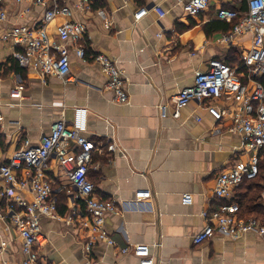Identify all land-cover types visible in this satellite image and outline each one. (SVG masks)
<instances>
[{
  "label": "crops",
  "instance_id": "crops-1",
  "mask_svg": "<svg viewBox=\"0 0 264 264\" xmlns=\"http://www.w3.org/2000/svg\"><path fill=\"white\" fill-rule=\"evenodd\" d=\"M185 1L93 0L89 10H73L71 18L87 26L86 55L102 53L121 70L126 103L114 101L97 63L82 61L71 51L69 81L54 75L43 80L38 70L20 66L12 57L11 42L0 40V163L26 141L37 143L55 121L65 120L96 145L88 171L95 193L118 204V210L104 220L105 232L115 245L98 242L86 250L84 229L75 217L69 218L76 207L83 214V205L79 200L71 202L67 192L73 188L52 160L47 173L60 217L41 218L47 238L39 249L43 259L54 264H138L139 257L132 250L122 253L120 248L144 244L150 247L154 264H264V238L257 232L236 239L215 234L200 244L192 240L204 223L201 212L220 201L213 194L215 175L246 159L241 134L231 129L228 118L241 101L227 94L213 100L223 114L219 121L197 100L182 108L177 118L170 113L161 117L158 105L169 103L177 91L191 85L194 72L206 69L212 58L239 66L252 36L248 33L222 42L228 30L216 23L218 8L244 12L245 1L209 0L208 8L195 16L184 13ZM25 6L7 3L0 34L13 23L41 21L42 6L32 5L23 13ZM142 7L146 13L135 20ZM98 9L104 10L105 19ZM63 19L46 25L50 40ZM210 22L207 33L204 25ZM225 22L232 26L234 21ZM112 143L115 149L108 151ZM262 150L260 175L239 185L230 201L240 205L242 216L264 224ZM138 190H149L151 195L136 200ZM183 194L192 196L190 205L182 204ZM0 245L4 247L0 264H21L20 238L7 219L0 220Z\"/></svg>",
  "mask_w": 264,
  "mask_h": 264
},
{
  "label": "built area",
  "instance_id": "built-area-1",
  "mask_svg": "<svg viewBox=\"0 0 264 264\" xmlns=\"http://www.w3.org/2000/svg\"><path fill=\"white\" fill-rule=\"evenodd\" d=\"M0 0V23L7 18V3H27L23 13L30 11L32 5L42 6L43 16L39 23H13L0 34V40H7L14 45L12 57L23 67L31 66L38 70L44 80L54 75L62 81H69L71 51L82 61L97 63L106 75L105 86L114 93V101L128 102L125 80L116 62L102 53L86 55L87 26L83 21L72 19L73 10L86 11L93 0ZM246 3V10L220 7L216 18L222 21H234L231 28L222 37V42H231L238 36L251 34V46L242 57L239 66L231 67L224 61L212 58L204 70L194 72L193 83L177 91L169 103L158 105L161 117L169 113L177 118L180 110L192 100L204 102L209 113L216 121L223 118L213 100L223 95H231L241 101V106L231 111V129L240 132L244 161H235L215 175L214 197L219 203L207 211H202L203 226L193 235V242L200 244L215 234L236 239L247 232H257L264 238V224L253 217L242 216L240 205L231 202L234 190L245 180L258 176L260 150L264 148V86L259 78L264 73V0H241ZM209 0H186L183 11L188 16H195L206 10ZM73 8V9H72ZM147 9L142 7L135 13L139 20ZM105 19L103 9L97 10ZM64 18L56 26V37L49 39L46 25L58 18ZM108 25V22H106ZM239 70V73L237 72ZM246 78V82L242 81ZM96 148L80 129L68 125L65 120L55 121L49 132L43 134L35 144L25 142L24 146L14 150L5 163H0V220H8L20 238L21 264H54L40 256L39 249L47 238L41 230V218H59L54 199L52 180L47 171L53 160L65 173L73 188L68 191L72 203L79 200L83 205V214L76 207L70 211L79 221L86 233V250L92 245L104 242L115 245L107 235L104 220L107 214L116 212L118 204L112 199H101L94 184L88 178L92 151ZM115 145L109 144L108 151ZM30 194V198L26 195ZM149 190H138L136 200L147 199ZM182 204L190 205L192 196L183 194ZM133 252L139 257L138 264H154L150 247L135 244L120 248L122 253ZM4 247L0 245V256Z\"/></svg>",
  "mask_w": 264,
  "mask_h": 264
},
{
  "label": "trees",
  "instance_id": "trees-1",
  "mask_svg": "<svg viewBox=\"0 0 264 264\" xmlns=\"http://www.w3.org/2000/svg\"><path fill=\"white\" fill-rule=\"evenodd\" d=\"M211 23H212V22L207 23V24L204 25V28H205V30H206L207 33H209L210 30H211V27H210ZM216 23H218V24H219V28H221V29L224 30V31L229 30V29L231 28V26H230L227 22H225V21H221V20L219 21V20H217ZM220 24H221V25H220ZM217 27H218V25H217ZM10 59L14 60L13 58H10ZM14 61H15V60H14ZM259 80L261 81L262 84H264V75H262V76L259 78ZM0 145H2V142H0ZM262 149L264 150V148H262ZM262 149H261V150H262ZM263 150H262V151H263ZM260 172H261V170H260V161H259V173H258V176L260 175ZM258 176H257L256 178H254V179H251V180H245L244 182H250V181H252V180H255V179L258 178ZM240 185H241V184H240ZM240 208H241V207H240Z\"/></svg>",
  "mask_w": 264,
  "mask_h": 264
}]
</instances>
